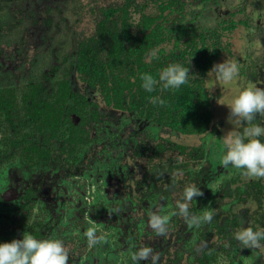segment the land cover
I'll use <instances>...</instances> for the list:
<instances>
[{
	"label": "rangeland",
	"instance_id": "rangeland-1",
	"mask_svg": "<svg viewBox=\"0 0 264 264\" xmlns=\"http://www.w3.org/2000/svg\"><path fill=\"white\" fill-rule=\"evenodd\" d=\"M187 1L197 3V0ZM160 2V0H0V86L24 90L29 83L42 82L45 89L43 95L48 97L60 78L66 77L75 85L81 49L88 54L91 62L108 59L111 38L116 29L121 28L122 31V27H128L127 30L136 37L140 31L138 23L141 16L145 12L157 14ZM249 4L251 8L245 12L249 9ZM227 5L232 12L224 18L237 21L251 16L256 10L253 6L258 7L255 12L264 11V0H228ZM125 7L128 8L126 16L123 13ZM112 9L116 12H111ZM175 15H171L170 19L176 20ZM216 16L218 14L215 8L210 10L209 20L213 24ZM251 24L255 25L252 20ZM217 25L214 26L219 28ZM245 36L246 29L242 23H238L236 29H217L215 33L208 34V41L210 44L218 43L217 49L221 46L216 62L226 57L232 58L240 66L243 81L257 82L264 86V29L257 35L258 39H253L256 44L250 50L252 58L247 64L243 51L244 40H247L248 34ZM186 54L188 55L184 59H178L181 56L176 51L164 62L182 64L185 62L189 64V77H197L193 56L191 53ZM206 83L208 84L207 81ZM210 91L214 95L215 124L212 125L210 130L212 133L208 136L182 135L169 126L151 121L148 111L145 112L147 104H144L143 108L134 109L131 113L118 114L120 118L104 120L96 130L97 137L89 139L79 147V152L72 156L75 159H71L77 168L76 171L81 168L83 164L81 159L89 152V147L93 143L97 142L101 148L98 153L92 154L90 161L84 163L83 167L88 166L85 172H67V169L58 168L57 165L41 159L34 175L42 179L39 196L44 197L43 192L46 189L48 202L40 201L36 204V201L30 199L26 201L24 208L16 196L14 200L5 199L3 195L7 186L17 183L14 177L20 172L15 171V164L19 159H15L13 163L0 164V233H12L15 238H22L24 231H31L34 234V231L41 227L44 231L52 220L54 224L52 235L63 239L69 251V264H131L129 252L134 240L133 227L137 228L134 222L137 221L139 235L144 232L142 227L147 223L144 217H138L144 210L140 198H146L147 194L144 185H140L135 175L133 178L129 177L130 170L133 172L135 167H131L123 160L138 152L140 143L146 140L147 131H156L160 135L168 134L173 142L198 146L204 153V147L207 148L204 144L207 142L209 148L212 147L210 155L215 159L212 173L215 174L216 181L212 186L223 188L227 180H232L226 184L229 189L234 188L236 183L237 186H247L255 195L251 196L253 199L251 201L254 202L256 199L261 204L260 207L255 202H249L252 207L245 214L242 213L243 210L232 214L227 222L231 231L220 241L214 243L212 236L194 241L192 235L182 233L183 237L180 239L182 243L178 245V242L172 241L171 233L156 234L154 238L160 242L156 249L163 256L169 255L175 264H264V251L241 247L233 238L242 219L245 226L250 221L253 226H264V178H247L242 176L240 169L224 168L220 165L222 136L234 127L227 119L229 107L221 102L230 97L231 92L219 84L213 86ZM257 119H260L259 114ZM170 155L174 156L176 152H171ZM50 166L53 169H49ZM95 166H98V170L93 168ZM49 170L50 173L46 175L45 172ZM126 179L137 181L133 183L132 190L123 192L125 185L123 181ZM250 180L254 181L247 183ZM129 189L128 187L125 191ZM170 189L172 190L171 186ZM170 192L172 191H168L167 195ZM213 196L219 201V206L224 207L225 196L218 190L213 191ZM237 202L238 199H234L226 205L227 209L238 205ZM159 206L154 205L156 208ZM165 214L168 215V211ZM90 224H95L97 235L104 239L89 243L84 232ZM206 225L213 227V219L205 222ZM189 226L190 224L184 227ZM184 227L182 229L186 230ZM186 256L188 257L185 258Z\"/></svg>",
	"mask_w": 264,
	"mask_h": 264
},
{
	"label": "flooded vegetation",
	"instance_id": "flooded-vegetation-1",
	"mask_svg": "<svg viewBox=\"0 0 264 264\" xmlns=\"http://www.w3.org/2000/svg\"><path fill=\"white\" fill-rule=\"evenodd\" d=\"M160 1L161 2L158 3L157 6L159 7V12L157 14L145 12L146 14L153 16H157L160 13H163L166 16V20H164L163 18L159 20L160 22L164 23L165 27V34L163 35L162 41L157 44L155 43V46L152 47L154 48L158 45L161 46V55L159 59L153 61L154 63L156 61L158 67L161 68L163 65L167 64L164 61L168 59L172 53L178 51L179 55L181 56L178 59H184V57L188 55L186 53H191L193 56V64L197 70V74H195L197 77H189L188 80L192 86H195L196 84V94H199L202 91L206 94L209 101V105L207 109L202 107L201 109L197 110L195 113L196 116H193L192 120H188L190 122L188 125L190 126H186L184 125L186 121L185 118L181 115V113H179L180 109L176 110L174 108L171 112H169L170 101H166V99L169 96L170 92L173 93L175 89L163 88L162 84L158 82L157 87L152 92V95L149 99H147L148 101L146 100L147 108L145 112L148 111L150 115L149 119H151V121H156V123L163 126H169L172 130L182 135L206 134V136H208L210 133H212L210 132L212 125L215 124V112L213 110L214 95L208 89L205 78H208L207 72L216 62V57L220 55L221 48L220 46L219 49H217L218 43L216 42H211L210 44V41H208V34H211L213 32L215 33L217 29L233 30L237 28L238 23H242L244 29H246V36L248 34L247 40H244L245 48L243 51V55L245 56L247 64L252 58V56L250 55V50L254 48L256 44L253 39H258L259 36L257 35L261 32V29H264V11L258 10L257 12H255L258 7L256 6V8L253 6V8H255L256 10L253 11V14H251V16H248L247 19H241L237 21L231 18H224L228 14L231 15L232 12L230 7L227 5L228 0H197V3H195L194 0H192L194 3H189L187 0H173L175 2L174 8L164 9V11L160 7L162 2L166 3L172 0ZM214 8L218 16H216L215 20H213L215 24H218L217 26H220L219 28H216V26H214L215 24H213L209 20L210 10H213ZM250 8L251 5L249 6V9L245 12H248ZM173 14H176V20L170 19V16ZM251 20L255 23V25L251 24ZM155 24L156 23L154 22L151 23L152 26H154ZM181 24H183L186 31L182 29L181 31H177V33L175 28L178 29ZM181 32H183V34ZM140 34L141 31H139L138 35ZM177 35H180L181 37L179 42L176 41ZM250 35H252L251 38ZM190 38L195 39L198 43V50H195L197 55L201 56L202 52L200 50H204L206 51L204 56H211L212 60L210 62H207V64L205 63V67L203 68L200 66V64L198 65L196 63L195 55L192 52V46L187 47V51H184L187 46V41ZM132 41L133 39L130 42L128 41L127 45H130ZM82 50L83 49H81V51ZM80 52L78 55V61L80 57ZM86 59H90L87 53ZM183 64L189 65L185 62H183ZM135 67H137L136 64ZM136 71H138V69H136ZM76 75L77 76L75 78V85H72L70 80L66 77L57 80L54 88H52V93H50L51 95L48 97L47 95H43L45 89L42 82L39 83L41 84V86L36 83H29L27 84L24 90L20 89L16 91L21 102V97L23 93H25V91H29L30 85L34 84L38 89V94L43 98L47 99L55 96L56 90L58 89L57 83L60 80L69 81L71 94L68 103L70 102L71 104H73L79 110V113L76 111L67 110L66 114L70 115L69 118L76 126L81 125L82 127V131L80 129V131L78 132L81 135V140L76 144L77 147L74 149V154L78 153L79 147H82L85 143L89 141V139L97 137L96 130L98 126L104 122V120L113 117L118 118V114L122 115V113L126 112L131 113L134 109H137H121L115 106L114 103L109 104L108 100L106 99L105 93L99 84L90 85L89 83H87V81H85L84 76H82L79 72L78 63ZM4 87L6 86H0V89ZM135 89L136 86H134V93ZM135 94V100L139 101L138 92ZM153 97H160L161 99H164L166 103L155 104L152 102ZM22 103L23 102H21V105ZM125 103L127 106L129 105L127 104V102ZM195 103H197V101H195ZM201 106L202 105H200V107ZM174 119H177L180 122L179 126L181 128H175L172 126V122ZM192 121L196 122V124H192ZM6 122H8V118L5 116L4 113H0V132L2 133V136H0V164L13 163L15 159H19V161L15 164V171H19L20 174H17V176L14 177V179L17 180L16 185L11 184L7 186L6 193L3 195V197L5 199L8 198L7 200H11V198L14 200L15 196L18 197V199L22 202V206L24 208L27 204L26 201L30 199L36 201V204H39L40 201L48 202L49 196L47 194L46 189L43 192L44 197H42V195L39 196L41 191L40 182L42 179L39 178L38 175H34V171L37 169V167H39L40 163L38 162H40L41 159L39 158V161L36 160L37 163L34 164L30 162L31 160L27 155L29 154L28 151H25L22 148L15 149L12 147L9 141V130L8 128H5ZM203 123L206 128L204 130H199V125ZM62 131L69 132V129L63 127ZM101 142L102 140H100V143ZM205 143L206 144L204 145L207 146V148L204 147V153L201 152L198 146H190L173 142V140H170V138L168 137V134L160 135V133L156 131H147L146 140L143 143H140L138 152H135L133 156H128L126 160H123V162L127 161L128 164L131 165V167H135V170L133 172L130 170L129 177L133 178L135 175V179H138L140 181V185H144L145 192L147 194L146 198H140V202L142 203V205H144V210H142L141 215L138 214V217H144L147 223L145 224V227L141 226L142 228H144L142 229L144 230V232L139 235L137 234L138 230L140 231L137 225V221L135 220L134 222L136 223L135 225L137 228L133 227L132 237L134 240H132L133 244L129 252L131 264H136V262L131 259L132 252L142 245L150 246L153 249V252L158 256L156 264H175L174 260L170 258L169 255L163 256L162 253L158 249H156L160 242L159 240H156L154 238L156 236V233L149 227L148 223L149 214L154 209H164L162 210L163 214L168 211L170 221L167 233L172 234V241L178 242V245L182 243V241H180V239L183 237L182 233L185 235H192L194 241H196L197 239L198 241H200L201 238L205 236H212L215 240L214 243L220 241L225 235H227L231 231V229L229 228L230 224H228L227 222L233 216L232 214L239 213L241 210H243L242 213L245 214V212L251 209L252 206L249 204V202H253L251 201L253 200L251 199V196L255 195L250 191L247 186H237L236 183L234 188L229 189L226 184L227 182H232V180H227L226 183L223 185V188L212 186L213 182L216 181V179H214L215 174L212 173L214 170L213 166H215V159L210 155L212 147L209 148L207 142ZM99 145L100 144L95 142L89 147V152L84 154L81 159V164H83L81 165V168L78 171L75 170L77 168L73 165L71 171L67 169V172H85L88 166L83 167L84 163L92 159L93 153H98L100 151L101 148H99ZM171 152H176V155L171 156ZM181 157L182 160H180ZM28 163L33 164V166H30V164ZM67 166L68 164L66 165V167ZM93 168H97L98 170V166H95ZM49 169H53V167L50 166ZM50 171L51 170L45 172V174H49ZM254 180H250L247 183H252ZM135 181L127 179L124 180L123 182L125 185L123 187V192H128L132 190L134 185L133 183ZM188 183H195L197 186H200L203 191V195L197 196L191 202V210L195 213H202L205 209H212L214 212L213 227H209L207 225L205 226V222H201L198 225H190L188 228L184 227L188 225V223L186 222L183 216L178 214V209L176 208V201L181 198L183 187L185 184ZM116 186L118 187L117 184ZM170 186L172 187V190L170 189ZM128 187L130 189L125 191V189ZM217 190L220 192V194L222 193L225 196L224 207L219 206V201L215 196H213V191L215 192ZM168 191L172 192L167 195ZM225 194H227L228 196H226ZM234 199H238V205L232 207L231 209H227L226 205L233 202ZM254 202L261 207L259 201L255 199ZM154 205L160 206L156 208L157 206L154 207ZM238 208H240V210ZM226 210H229V212ZM249 213L251 215H255L251 212ZM199 225H201L202 227H198ZM53 226L54 224L52 220H50L44 231L43 227H41L38 231H34V234L37 236L52 235ZM182 227H184L186 230H183ZM144 236L146 239H144ZM0 237L4 239H13L15 238V235L12 233H0ZM139 243L141 244L139 245ZM187 257L188 256H186L185 258ZM183 263H185L184 260ZM139 264H152V261L151 259H149L148 261H141L139 262Z\"/></svg>",
	"mask_w": 264,
	"mask_h": 264
},
{
	"label": "trees",
	"instance_id": "trees-1",
	"mask_svg": "<svg viewBox=\"0 0 264 264\" xmlns=\"http://www.w3.org/2000/svg\"><path fill=\"white\" fill-rule=\"evenodd\" d=\"M174 5L175 2L172 0L166 3L162 2L160 7L164 11V9H173ZM111 12H116V10L112 9ZM123 13L124 16L128 15L127 7L123 9ZM162 18L166 20L163 13L157 16L143 14L138 24L141 34L137 37L132 36L131 32L127 30L128 27H122V31L121 28H117L111 38L112 43L108 50L107 60L91 62L90 59H86L84 50L80 52L79 72L90 85L99 84L101 86L109 104L114 103L121 109L143 108L146 100L152 95V92L149 93L140 86L139 74L151 71L158 76L157 62L148 63L146 56L149 49L155 46V43L161 42L165 34L164 23L159 21ZM152 22L156 24L152 26ZM182 29L186 31L183 24L178 29L175 28L176 32ZM181 33L183 34V32ZM132 39V43L127 45V42ZM180 39V35H177L176 41L179 42ZM197 44L195 39H188L184 51H187V47L192 46L196 63L203 68L205 63L207 64L212 59L211 56H204L206 53L204 50H200L201 56L197 55L195 51L198 50ZM57 86L55 96L45 99L38 94V89L34 84L30 85L29 91H25L21 97L22 105L16 88H1L0 113H4L8 118L5 125L10 133L9 141L12 147L28 151L30 162L35 164L40 158L44 162L57 165L58 168L63 167V169L71 171L74 164L71 158L77 147L76 144L81 140V135L78 132L80 129L82 131V127L81 125L76 126L69 118L70 115L66 114L67 110L79 111L73 104L68 103L71 94L69 81L60 80ZM134 86H136L135 93L139 94V101L135 100ZM166 101H170L169 112L174 108L180 109L179 113L185 118L186 124L184 123V125L186 126H190L188 120H192L193 116H196L197 110L202 107L207 109L209 105L206 94L203 91L196 94V84L192 86L189 80L179 89H175L173 93L170 92ZM125 102L129 105L127 106ZM200 105L202 106L200 107ZM191 123L196 124L194 121ZM179 125L180 122L174 119L172 126L181 128ZM63 127L68 128L69 132L62 131ZM205 128L204 123L198 127L199 130ZM0 240L11 239L0 237Z\"/></svg>",
	"mask_w": 264,
	"mask_h": 264
},
{
	"label": "clouds",
	"instance_id": "clouds-1",
	"mask_svg": "<svg viewBox=\"0 0 264 264\" xmlns=\"http://www.w3.org/2000/svg\"><path fill=\"white\" fill-rule=\"evenodd\" d=\"M161 51L159 45L151 48L147 62L159 59ZM189 73V65L169 62L158 69V76L151 71L140 73V86L149 93L155 90L158 82L163 88L179 89L188 82ZM207 77L209 90L219 84L231 92V96L221 102L229 107L227 119L234 127L222 136L220 165L240 169L242 176L247 178H264V86L243 81L238 62L228 57L215 62L208 70ZM152 102L166 103L160 97H153ZM257 114L260 119H257ZM201 195L203 191L200 186L188 183L183 187L181 198L176 201L178 214L190 225L213 219L212 209H205L202 213L191 210V202ZM169 221L170 217L163 214L161 209H154L149 214V227L157 235L167 234ZM84 235L89 243L104 239L97 235L95 224H90ZM233 238L241 247L264 251V226H253L251 221L245 226L242 219ZM69 259L63 239L54 235L37 236L31 231H24L22 238L0 240V264H69ZM131 259L136 264L149 259L156 264L158 256L150 246L142 245L132 252Z\"/></svg>",
	"mask_w": 264,
	"mask_h": 264
}]
</instances>
